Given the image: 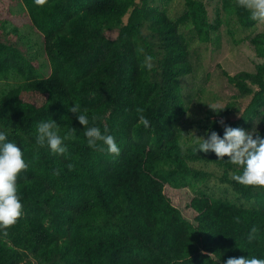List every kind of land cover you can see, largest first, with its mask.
<instances>
[{"label": "trees", "instance_id": "obj_1", "mask_svg": "<svg viewBox=\"0 0 264 264\" xmlns=\"http://www.w3.org/2000/svg\"><path fill=\"white\" fill-rule=\"evenodd\" d=\"M217 1L214 21L204 0H20L30 26L0 20V81L11 88L0 96V130L28 164L17 179L22 215L0 229V264L264 258V188L232 181L237 166L194 145L209 129L222 136L220 121L264 136V33L232 37L263 61L255 73L222 72L233 97L220 105L202 88L187 93L200 60L193 46L220 42L221 11L241 32L261 23L237 0ZM74 104L89 126L109 130L119 156L88 147ZM51 119L62 136L75 129L64 155L36 143V125ZM213 179L232 198L213 193ZM253 226L262 231L248 244Z\"/></svg>", "mask_w": 264, "mask_h": 264}, {"label": "clouds", "instance_id": "obj_2", "mask_svg": "<svg viewBox=\"0 0 264 264\" xmlns=\"http://www.w3.org/2000/svg\"><path fill=\"white\" fill-rule=\"evenodd\" d=\"M44 3L45 0H34L37 6ZM237 4L250 13L252 20L264 22V0H237ZM151 61L152 57H146V67L149 70L153 67ZM209 106L217 114L225 109L218 104ZM69 110L78 114L80 124L85 126L83 136L88 147L112 156H119L120 147L107 128L101 131L97 126H89V118L80 114L78 104H74ZM140 123L144 127L149 126L148 119L143 116L140 117ZM220 124L223 135L209 129L205 136H196L195 150L212 152L222 161L227 157V162L240 170L229 173L232 181L243 186L264 188V136L255 128L246 131L243 128L229 126L224 121H220ZM74 133L73 128L69 133L60 135L59 125L51 119L36 125L35 140L41 147L46 145L52 153L64 155L67 152L65 142L70 138L74 139ZM69 167L71 168L72 165ZM27 168L23 151L16 143L9 140L6 131L0 130V229L13 226L22 215L23 204L18 195L17 179ZM235 220L239 223L238 217ZM261 231L258 226L251 227L246 236L247 243L252 244L256 241ZM225 264H264V258L248 253L247 257L229 258Z\"/></svg>", "mask_w": 264, "mask_h": 264}, {"label": "rangeland", "instance_id": "obj_3", "mask_svg": "<svg viewBox=\"0 0 264 264\" xmlns=\"http://www.w3.org/2000/svg\"><path fill=\"white\" fill-rule=\"evenodd\" d=\"M204 1L214 21L218 17V11H216L218 1ZM173 6L180 7L177 1ZM219 15L223 23L220 32L215 37L218 36L220 42L216 43L214 41L208 44H195L193 46V52L199 56L200 60L195 64L196 73L194 77H191L187 90L192 87L193 92H196L197 89L202 88L207 93V97H218L217 100L222 105L225 103L223 99L233 97L236 93L233 88L222 80V72L226 71L232 76L242 72L255 73L256 65L261 62L256 57L255 49L249 41L237 45L234 43L232 37L236 41H241L251 34L254 36L262 34L264 33V22H261L253 32H241L234 20L228 21L230 19L228 14L221 11ZM0 20H8L11 25L23 30L28 25L30 26L29 16L24 11L20 0H0ZM230 31L233 32V36L230 35ZM22 32L26 34L25 31ZM22 35L24 36V34ZM3 82L5 81H0V96L4 91L11 89H7V84ZM188 91L187 93L193 94L190 89ZM190 94L189 96H193ZM208 187L212 188L213 193L218 194V196L232 198L230 189L228 191L227 187L218 185L214 179L208 183Z\"/></svg>", "mask_w": 264, "mask_h": 264}]
</instances>
